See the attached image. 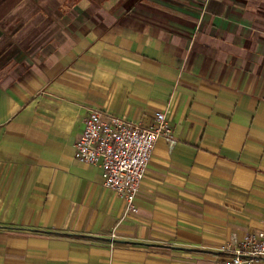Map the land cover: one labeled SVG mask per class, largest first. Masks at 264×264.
<instances>
[{
	"label": "crops",
	"instance_id": "1",
	"mask_svg": "<svg viewBox=\"0 0 264 264\" xmlns=\"http://www.w3.org/2000/svg\"><path fill=\"white\" fill-rule=\"evenodd\" d=\"M91 108L167 114L138 213L75 156ZM262 229L264 0H0V264H220Z\"/></svg>",
	"mask_w": 264,
	"mask_h": 264
},
{
	"label": "built area",
	"instance_id": "2",
	"mask_svg": "<svg viewBox=\"0 0 264 264\" xmlns=\"http://www.w3.org/2000/svg\"><path fill=\"white\" fill-rule=\"evenodd\" d=\"M161 137L173 141L163 111L156 112L148 126L98 108H91L85 118L75 156L87 164L102 162L105 186L117 191L124 202L123 217L139 212L135 199ZM220 264H264V229L246 236Z\"/></svg>",
	"mask_w": 264,
	"mask_h": 264
}]
</instances>
